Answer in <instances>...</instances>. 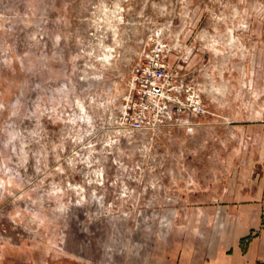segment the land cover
<instances>
[{
    "label": "rangeland",
    "instance_id": "obj_1",
    "mask_svg": "<svg viewBox=\"0 0 264 264\" xmlns=\"http://www.w3.org/2000/svg\"><path fill=\"white\" fill-rule=\"evenodd\" d=\"M158 34L169 121L137 131ZM260 192L264 0H0V264L162 260L170 228L209 239Z\"/></svg>",
    "mask_w": 264,
    "mask_h": 264
},
{
    "label": "crops",
    "instance_id": "obj_2",
    "mask_svg": "<svg viewBox=\"0 0 264 264\" xmlns=\"http://www.w3.org/2000/svg\"><path fill=\"white\" fill-rule=\"evenodd\" d=\"M243 205L230 206L228 212L238 220L228 221L225 231H210L196 239L178 227L169 229L170 239L157 242L167 248L162 260L148 259L146 264H258L264 263V194L246 198ZM184 235V236H183ZM214 236L216 239H214ZM222 238L218 241V237ZM157 247L153 255L158 254ZM157 251V252H156ZM138 263V262H137ZM136 263V264H137Z\"/></svg>",
    "mask_w": 264,
    "mask_h": 264
},
{
    "label": "built area",
    "instance_id": "obj_3",
    "mask_svg": "<svg viewBox=\"0 0 264 264\" xmlns=\"http://www.w3.org/2000/svg\"><path fill=\"white\" fill-rule=\"evenodd\" d=\"M157 38L155 43H147L132 72L126 118L133 119V127L137 131L169 121L172 76L165 61L168 49L163 34H158ZM193 110L197 115L206 114L199 100L193 103ZM152 117L156 118V122H153Z\"/></svg>",
    "mask_w": 264,
    "mask_h": 264
},
{
    "label": "trees",
    "instance_id": "obj_4",
    "mask_svg": "<svg viewBox=\"0 0 264 264\" xmlns=\"http://www.w3.org/2000/svg\"><path fill=\"white\" fill-rule=\"evenodd\" d=\"M258 264H264V263H258Z\"/></svg>",
    "mask_w": 264,
    "mask_h": 264
}]
</instances>
